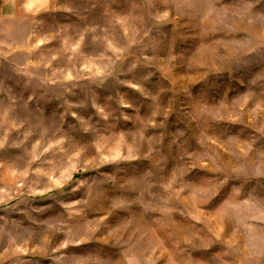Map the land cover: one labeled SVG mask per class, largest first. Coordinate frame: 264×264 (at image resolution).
Instances as JSON below:
<instances>
[{
	"label": "clouds",
	"instance_id": "9594fccd",
	"mask_svg": "<svg viewBox=\"0 0 264 264\" xmlns=\"http://www.w3.org/2000/svg\"><path fill=\"white\" fill-rule=\"evenodd\" d=\"M136 8L137 42L155 40L184 73L179 87L155 94L119 81L146 98L145 115L118 90L108 97L115 108L87 92L76 102L56 97L51 119L35 94L0 100V151L19 150L0 157V264H264V119L260 135L228 122L264 118V0H140ZM188 35L198 39L167 51ZM221 41L224 56L198 62ZM173 113L169 131L145 135Z\"/></svg>",
	"mask_w": 264,
	"mask_h": 264
},
{
	"label": "rangeland",
	"instance_id": "374dc122",
	"mask_svg": "<svg viewBox=\"0 0 264 264\" xmlns=\"http://www.w3.org/2000/svg\"><path fill=\"white\" fill-rule=\"evenodd\" d=\"M139 2L140 0H22V9L17 15L0 17V87L4 89L0 93V100L6 101L7 96L12 95L23 103L35 94L37 98L42 97L40 102L47 109L45 116L51 119L57 103L56 97H67L76 102L83 99V94L87 92L96 96L101 105L109 104L115 108V101L108 97H114L118 90L139 108L141 115H145L149 110L146 98L134 87L125 86L119 81H127L130 85L140 82L145 90L155 94L161 86L179 87L184 73L166 63L167 52L161 51V46L155 40L144 39L142 43L137 42L142 35L137 19L139 9L136 5ZM195 39L198 38L188 35L170 41L166 46L167 51L178 54L187 47L186 41ZM220 43L221 47L210 44L201 49L198 62L202 64L211 57L224 56L229 45L223 41ZM117 56L120 57L119 60H116ZM113 60H116L113 75L100 85L101 76ZM133 62L138 66L129 72ZM65 69L67 74L61 80L62 70ZM148 73L154 75L150 80L143 81L142 78ZM211 75L207 74L206 78ZM171 98L170 93H164L161 96L162 104L166 106ZM35 102L32 100L29 103V109H32ZM243 103L244 110L248 111L255 106V97L245 98ZM90 111L92 110L89 109ZM124 111L131 115L135 108ZM175 119V113L167 118L157 117L156 123L164 126L150 128L145 135L159 136L166 133ZM262 119L264 118L258 116L255 121L248 118L241 123L234 117L228 122L236 127H247L249 132L260 135L257 128ZM128 127L135 130L131 122ZM112 150L119 155L120 146L112 145ZM18 154V149L0 151V157L4 158ZM4 171L0 169V173ZM83 174L87 175L88 170ZM80 175L81 173H77L76 177ZM4 189L3 176L0 175V197L3 196ZM11 202L16 203L15 200Z\"/></svg>",
	"mask_w": 264,
	"mask_h": 264
},
{
	"label": "crops",
	"instance_id": "0c3cea01",
	"mask_svg": "<svg viewBox=\"0 0 264 264\" xmlns=\"http://www.w3.org/2000/svg\"><path fill=\"white\" fill-rule=\"evenodd\" d=\"M22 9V0H0V17L17 15Z\"/></svg>",
	"mask_w": 264,
	"mask_h": 264
}]
</instances>
